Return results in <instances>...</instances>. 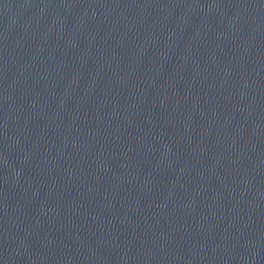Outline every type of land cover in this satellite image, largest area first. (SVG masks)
I'll return each instance as SVG.
<instances>
[{
  "label": "water",
  "instance_id": "obj_1",
  "mask_svg": "<svg viewBox=\"0 0 264 264\" xmlns=\"http://www.w3.org/2000/svg\"><path fill=\"white\" fill-rule=\"evenodd\" d=\"M0 264H264V0H0Z\"/></svg>",
  "mask_w": 264,
  "mask_h": 264
}]
</instances>
